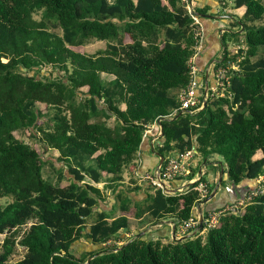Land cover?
I'll list each match as a JSON object with an SVG mask.
<instances>
[{"label":"trees","instance_id":"16d2710c","mask_svg":"<svg viewBox=\"0 0 264 264\" xmlns=\"http://www.w3.org/2000/svg\"><path fill=\"white\" fill-rule=\"evenodd\" d=\"M231 1L238 15L225 20L224 55L212 64L236 66L229 86L181 111L195 54L181 0H0V264H264V192L217 227L176 236L201 204L195 184L175 191L178 178L166 194L122 184L151 126L163 165L191 152L221 160L224 186L264 176V0ZM195 10L204 22L207 10ZM227 39L243 47L232 57ZM94 43L104 47L77 50ZM142 189L138 209L131 195ZM168 218L175 239L146 231ZM16 246L25 252L12 262Z\"/></svg>","mask_w":264,"mask_h":264},{"label":"crops","instance_id":"0c3cea01","mask_svg":"<svg viewBox=\"0 0 264 264\" xmlns=\"http://www.w3.org/2000/svg\"><path fill=\"white\" fill-rule=\"evenodd\" d=\"M194 2L200 7L205 8L207 13L204 14L206 20L202 22L204 36H205V45L203 50L198 56L194 59V64L199 68V70H203V75L201 76L203 89H210L214 84L215 80L213 78V66L212 64L221 58V55H224V49L221 44V35L223 32H226V21L230 20L233 17L231 15H238V13H234V11L230 12V8L232 7L231 0H194ZM227 12V13H225ZM235 41V40H234ZM160 128L151 126L145 132V137L140 146V150L138 153L137 161H135V167L131 172H125L123 175L122 184L126 188H132L134 183L136 185L140 184L139 177H141L147 171L155 168L159 163V158L157 157L155 151L154 144L156 143L158 137L160 136ZM221 160H210L208 163L206 161L201 162L200 157H191L189 161V166L191 169H194L195 175L201 176L203 174H209V182L215 183V186H218L212 197L208 198L211 193L215 190V186L212 192L205 198L202 203L199 205L197 210V214H202L206 210H214L225 204H231L236 202L237 200L243 198L248 193L254 191L257 188H264V177H261L258 180L248 182L245 181L239 186L241 188H233L229 185H222V181H225V174L223 168V175L221 176V184L218 185V179L220 175V165ZM219 167L218 170L215 168ZM210 173H209V171ZM136 180V181H135ZM140 182V183H137ZM182 184H177V188H179ZM139 186V185H138ZM144 188V185H141ZM172 185L170 184V189ZM175 188V189H177ZM173 189V190H175ZM251 189V190H250ZM249 190V191H248ZM247 192V193H246ZM135 200V204H144L147 202V195L144 189L138 191L137 193H132L131 195ZM108 200L111 203H114L113 197L109 196ZM134 203H132L131 207L133 208ZM110 206L103 205V209L106 212H110ZM198 215V216H199ZM150 230L151 237H172V233L174 230L173 220L168 218L167 220H161L159 223L148 226L146 231ZM181 237H177L179 239Z\"/></svg>","mask_w":264,"mask_h":264},{"label":"built area","instance_id":"2783aa9c","mask_svg":"<svg viewBox=\"0 0 264 264\" xmlns=\"http://www.w3.org/2000/svg\"><path fill=\"white\" fill-rule=\"evenodd\" d=\"M181 1L187 14L192 20V31L195 39V54L188 63L190 80L187 87L179 94V109L181 111H186L188 109L198 111L205 105L208 96H222L226 85L229 86L225 75L230 72V70H233L234 66L231 65L225 68H218L215 71L213 70L215 84L210 89H203L202 80L200 79L203 75V70H199L194 64V59L200 54L204 45L205 36L203 24L196 13L194 0ZM191 157H193V153L186 152L185 154L171 158L165 165L158 164L151 172L144 173L138 179L141 183L145 184L144 186L161 189L162 192L166 194L171 191L166 184L178 178H183L184 184L182 187L177 188V191L181 192L185 188V184H195L193 189L198 192L199 201L202 203V201L209 195V184L202 181L198 175L192 176L190 180L188 179V176L192 174V169L189 166ZM260 192H264V188H257L236 202L226 204L220 209L209 210L200 215L197 213L193 214L185 223L178 226L176 236L196 232L198 230L200 216L203 218L202 225L204 231L217 227L223 218L239 215L244 207L252 202L253 198Z\"/></svg>","mask_w":264,"mask_h":264},{"label":"rangeland","instance_id":"374dc122","mask_svg":"<svg viewBox=\"0 0 264 264\" xmlns=\"http://www.w3.org/2000/svg\"><path fill=\"white\" fill-rule=\"evenodd\" d=\"M225 13H227V12H225ZM240 32L241 31H238V35L240 34ZM240 37V39H243V37L241 36V35H239ZM242 37V38H241ZM235 40V39H234ZM104 47V44L103 43H94V44H92V45H90V46H87L86 48H78L77 50L78 51H80V52H87V53H93V52H95L96 50H98V49H101V48H103ZM226 47H227V56L228 57H232V56H234L236 53H237V51L239 50V49H242L243 47H241L240 48V46L239 45H237V44H233L231 41L229 42L228 41V39L226 40ZM223 57V54L221 55V58ZM233 66H234V69L233 70H236V66L234 65V64H232ZM22 139H24V140H26V141H28V142H31V144L33 145L34 143H33V141H29L27 138H25V137H21ZM38 148V147H37ZM39 150V149H38ZM56 153H54V151H49L47 154H45V157L44 158H53L54 156H56L55 155ZM54 159V158H53ZM54 162V164L57 166V165H59L60 163L58 162H56V161H53ZM60 166H62V169L63 170H65V166L64 165H62V164H60L59 166H57V167H60ZM50 166L47 164V166H45V167H43L42 168V176H43V178L45 179V180H50V181H52L51 179H49L51 176H53V173L50 171ZM209 171V170H208ZM209 173H210V171H209ZM202 177H203V179L205 180V181H209V174H203L202 175ZM264 177V176H263ZM57 181V179H55L54 180V182H56ZM104 181V180H103ZM102 181V182H103ZM104 183H107L108 184V182H106V181H104ZM104 183H100V187H102L103 185H104ZM137 183H140V182H137ZM138 185H145V184H143V183H140V184H138ZM187 184H185L184 186H186ZM183 185H181L180 187H182ZM179 187V188H180ZM175 191H177V189H175ZM150 195H152V192H150L149 193V196ZM148 202V201H147ZM147 202H145L144 204H137V208L138 209H140L141 207H144L145 205H147L146 203ZM163 220H167V219H163ZM148 222H147V220H144V221H142V222H140L139 223V221H131V223H130V227L132 228V230L133 231H135V230H138V229H142V228H144V226H146V224H147ZM2 240H3V237L2 236H0V244H1V242H2ZM75 247H76V249H78V250H83V249H86V248H89L88 247V245H87V243H86V241L83 239L79 244H77V245H75ZM16 249L14 250V253L12 254V257H11V260H12V262H16V261H19L20 259H22V257H23V255H24V250L22 249V248H17V246L15 247Z\"/></svg>","mask_w":264,"mask_h":264},{"label":"water","instance_id":"95a60500","mask_svg":"<svg viewBox=\"0 0 264 264\" xmlns=\"http://www.w3.org/2000/svg\"><path fill=\"white\" fill-rule=\"evenodd\" d=\"M158 124H159V121H158ZM156 155H157L158 158H159V165H162L163 162H164V158L161 157L158 153H156ZM219 165L221 166V164H219ZM222 175H223V168L221 167V169H220V175H219V179H218V185L221 184V176H222ZM215 187H216L215 190L213 191V193H211V194L209 195L208 198L212 197V195L214 194V192L216 191V189H217L218 186H215ZM208 198H207V199H208ZM202 221H203V218H202V216H200V218H199L198 231H201V230L203 229ZM143 234H144V232L141 233V235H143ZM194 234H195V232L192 233V235H194ZM172 237H173V239H175V237H174V230H173V233H172ZM187 237H189V236H186L185 238H187ZM128 243H129V242H128ZM126 244H127V243H126ZM126 244H125V245H126Z\"/></svg>","mask_w":264,"mask_h":264}]
</instances>
